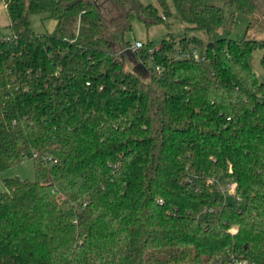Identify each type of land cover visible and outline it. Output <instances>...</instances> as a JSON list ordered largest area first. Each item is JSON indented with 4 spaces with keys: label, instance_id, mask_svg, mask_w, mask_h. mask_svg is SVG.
<instances>
[{
    "label": "trees",
    "instance_id": "trees-1",
    "mask_svg": "<svg viewBox=\"0 0 264 264\" xmlns=\"http://www.w3.org/2000/svg\"><path fill=\"white\" fill-rule=\"evenodd\" d=\"M224 1L249 15L241 39L215 37L214 0H173L207 43H144L140 74L125 34L134 19L164 23L166 0L161 13L140 0H4L0 173L32 160L35 180L3 179L0 264H264V82L252 65L257 49L264 64L252 37L264 14ZM34 13L54 30L35 32Z\"/></svg>",
    "mask_w": 264,
    "mask_h": 264
},
{
    "label": "rangeland",
    "instance_id": "rangeland-1",
    "mask_svg": "<svg viewBox=\"0 0 264 264\" xmlns=\"http://www.w3.org/2000/svg\"><path fill=\"white\" fill-rule=\"evenodd\" d=\"M143 4H151L162 12L159 0H140ZM169 7L170 16H168L164 23H157L146 27L144 23L138 19L132 21V31L125 34V40L134 44L136 41L142 43L151 42L155 46L163 39L178 42L183 37L195 36L205 43H207V36L201 30L187 29L189 26L183 22L176 10L173 0H166ZM259 13L264 14V0H255ZM214 3L224 10V18L221 24L215 30V37H230L233 39H241L246 30V26L250 20L249 15L238 9L235 5L224 1L214 0ZM9 17L4 6V0H0V30L2 33L7 34ZM30 24L32 29L37 33H51L56 25L53 18H49L44 14L34 13L30 15ZM249 33V32H248ZM249 35H251L249 33ZM252 37L258 40H264V30L258 33H252ZM199 54H202L200 47H193ZM263 52L257 49L253 52L252 65L253 69L261 82H264V64L262 62ZM148 65L150 63L148 62ZM204 67L209 70L208 64L204 63ZM132 68V67H131ZM133 69V68H132ZM19 177L27 181L35 180L34 163L32 160H25L17 165H14L0 173V192L5 191L3 179ZM223 188L226 187V182L222 181ZM228 201L235 202L232 196L227 197Z\"/></svg>",
    "mask_w": 264,
    "mask_h": 264
},
{
    "label": "built area",
    "instance_id": "built-area-1",
    "mask_svg": "<svg viewBox=\"0 0 264 264\" xmlns=\"http://www.w3.org/2000/svg\"><path fill=\"white\" fill-rule=\"evenodd\" d=\"M144 46V43L140 41H136L132 46L130 47L132 50H139ZM191 55L198 61L204 60V56L202 54H199L196 50H192ZM189 53H185L183 56L189 57L191 56ZM235 184L234 183H226V187L223 188L221 183H218V189L222 193H227L229 195L234 196L235 194ZM236 200L239 201L240 198L236 197ZM209 264H255L253 262H250L249 260L243 258V257H238L236 255H231L228 257L226 260H221V259H213Z\"/></svg>",
    "mask_w": 264,
    "mask_h": 264
},
{
    "label": "water",
    "instance_id": "water-1",
    "mask_svg": "<svg viewBox=\"0 0 264 264\" xmlns=\"http://www.w3.org/2000/svg\"><path fill=\"white\" fill-rule=\"evenodd\" d=\"M98 1L99 0H93L94 4L98 7ZM211 45V43L209 44ZM125 54L127 57L130 58V61L133 64V71L138 72L140 74H145L146 73V68L143 65L142 62H138L135 57H134V52L131 48L125 49Z\"/></svg>",
    "mask_w": 264,
    "mask_h": 264
}]
</instances>
